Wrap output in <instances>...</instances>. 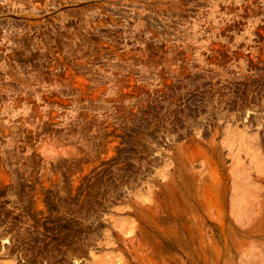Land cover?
Returning a JSON list of instances; mask_svg holds the SVG:
<instances>
[{"label": "rangeland", "instance_id": "374dc122", "mask_svg": "<svg viewBox=\"0 0 264 264\" xmlns=\"http://www.w3.org/2000/svg\"><path fill=\"white\" fill-rule=\"evenodd\" d=\"M0 264H264V0H0Z\"/></svg>", "mask_w": 264, "mask_h": 264}]
</instances>
